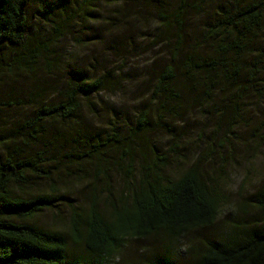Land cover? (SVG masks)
I'll use <instances>...</instances> for the list:
<instances>
[{
	"label": "trees",
	"instance_id": "16d2710c",
	"mask_svg": "<svg viewBox=\"0 0 264 264\" xmlns=\"http://www.w3.org/2000/svg\"><path fill=\"white\" fill-rule=\"evenodd\" d=\"M33 1L0 0V107H30L8 134L0 131V264H111L130 241L151 243L125 264H180V250L187 264H264V177L234 210L224 208L214 170L203 168L205 158L214 157V144L224 146L240 122L264 142V0H131L136 9L122 20L115 18L122 0H102L117 6L108 9L106 21H138L142 12L141 20L148 15L156 26L152 42L144 44L154 55L137 72H150L145 93L154 109L136 111L124 132L115 121L104 128L85 123V116L104 111L102 92L112 98L125 87L124 63L113 76L75 66L70 58L100 21L98 0L39 1L35 16L29 13ZM192 16L204 18L199 32L189 30ZM60 40L69 43L65 56L54 47ZM50 76L57 79L44 83ZM23 81L30 83L26 95L16 90ZM252 101L261 105L253 115ZM191 109L210 117L209 150L169 176L166 168L180 146L174 142L161 152L149 135L164 118L179 121ZM170 128L165 132L172 134ZM113 168L121 171L125 191L108 214L93 192L87 207L68 204L65 231L37 221L66 200L56 187L62 177L84 181L94 171V178L107 179ZM216 222L222 227L212 230Z\"/></svg>",
	"mask_w": 264,
	"mask_h": 264
},
{
	"label": "rangeland",
	"instance_id": "374dc122",
	"mask_svg": "<svg viewBox=\"0 0 264 264\" xmlns=\"http://www.w3.org/2000/svg\"><path fill=\"white\" fill-rule=\"evenodd\" d=\"M39 1L43 0H34L32 2L33 6H31L29 10V13L34 16L36 4L39 3ZM158 1L161 2L162 5H169L175 0ZM121 5L122 8H118V13L115 17L116 20H122L127 10L136 9V6L131 0H122L120 6ZM48 6H50V4ZM94 7L97 8L96 13L100 16V21L96 24V29L92 34L86 31V34H84L85 44L76 49L74 53H71L70 58L75 66L82 68H84L85 65L93 66L94 73L99 74L100 72L106 73L110 71L113 76H116L118 73L115 68L117 69V66L124 63L123 68L126 69L124 75L127 77V83L125 87L112 98L110 97L113 96L114 93H109L107 91L102 92L100 94L102 97L100 102L101 105L106 106L104 111L98 113L96 116L86 114L85 123L96 126L97 128H104L105 124L115 121L116 124L120 126V131L124 132L126 130V123L131 120L132 116L136 114V111L145 107L150 110L154 109L149 95L145 93V87L150 84V72L148 75L137 72L143 64L145 66L149 56L154 55L152 53L154 48L151 46L144 48V44H146L148 40L150 43L152 42L156 26L152 24L148 15L141 20L142 12L137 15L139 18L138 21L127 20L122 23L106 21L110 16L108 9L114 8V10L117 11V6L105 5L102 0H98ZM142 10L147 11L144 7ZM202 16H192L191 20L188 19V25L191 26L189 29L190 32L192 30H194V33L199 32L201 26L203 29L204 23L202 24L203 21L201 18L203 20L204 18ZM36 21V19H33L30 23L32 30H34ZM83 29H85V25ZM40 30L42 36H44L45 30H43V27H41ZM31 33L33 32L31 31ZM186 33H189L187 28ZM115 40L118 42L116 43ZM70 43L74 45V41ZM68 44L69 43L65 40H60L58 43H54V47L60 55L65 56V52L67 49L69 50ZM114 44H117L116 50L111 49V46ZM163 50V47L158 49V52L161 54L159 55L158 63H161L164 58L162 56ZM7 52L8 50H3V55L5 56ZM59 76H64L62 71L58 72V77ZM56 79L57 77L53 78L50 76L48 79H44L43 82L51 83ZM29 84V82L23 81V83L17 84L16 90L26 95V88H28ZM251 104L250 110L252 115L260 111L261 105L256 104L254 101H252ZM111 109H113L114 112L111 111L108 113L107 111ZM29 110L30 107H26L22 110L2 109L0 107V114L2 115L1 121L3 122L0 131L4 135L8 134L11 129L9 127L11 125L13 127L20 122ZM115 112H117L116 117H114ZM113 117L116 118V120H114ZM207 123H210V117L204 116V114L197 109H191L189 113L182 116L179 121H175L174 118L171 119L170 117H166L159 125L152 127L149 139L159 151H168L169 148L173 146L174 142L180 146L179 149L181 154L169 160V165L165 171L166 174L174 176L175 168H182L192 161V159L200 157V150H202V152H207L209 150V148L205 147L209 141L207 137L209 130H207V128L210 124L207 125ZM203 125H205L206 131L203 133V136L200 137L198 132L202 130L204 127ZM250 125L251 124H249V126ZM169 126L173 128L172 134L164 130ZM89 132L95 135V130ZM235 135L236 133H234L233 136L226 135V141L222 147H216L217 143H215V147H212L214 150V157L209 159L207 156L203 163V168L206 172L214 170L212 172L215 174V180L219 184V189L227 204L224 208H232L234 210L241 201V198L250 194L264 177V142L262 141L263 143L260 145L258 139H252V137L249 136L246 123H239L237 135ZM216 139L219 140L220 138ZM2 151L0 145V154ZM209 156H211V153ZM222 159H224V161H222ZM176 163L179 165L178 167H174ZM107 175V179L102 177L94 178V171H90L84 181L77 182L70 180L69 177H62L64 181L58 182L56 187L66 200L51 210L43 211L37 221L43 226L65 231L69 214L68 204L87 207L93 192L98 193L101 207L104 208V211L108 214L110 212V204L116 203L120 199L121 192L125 191V184L123 175L119 169L113 168ZM41 186L44 185L41 184ZM108 192L110 193L109 201L105 202L103 198ZM221 227V223L216 222L215 229L212 230H218L221 229ZM203 234H208V231L200 234L196 233L194 237L200 239ZM149 243H151V241L128 242L125 248L116 255L111 264L136 262L139 259L138 251L142 249L143 246L149 245ZM154 243L157 249L159 246L158 240H155ZM182 246L181 244L178 248ZM177 260L180 264H187L186 255L183 250L179 251Z\"/></svg>",
	"mask_w": 264,
	"mask_h": 264
}]
</instances>
